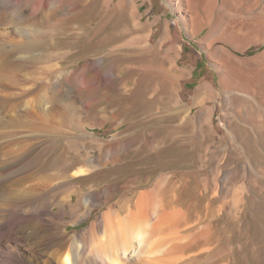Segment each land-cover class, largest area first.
<instances>
[{"label": "rangeland", "instance_id": "1", "mask_svg": "<svg viewBox=\"0 0 264 264\" xmlns=\"http://www.w3.org/2000/svg\"><path fill=\"white\" fill-rule=\"evenodd\" d=\"M13 1L18 4L21 14L27 16L35 0ZM135 1L137 11L128 10L124 21L108 32L111 47H119L116 53L107 57L93 53L87 58L71 51L63 64V72L47 68L48 65L46 70L45 63L35 58L36 54L26 56L22 53L17 62L20 70L18 86H10V74L1 76L4 78L0 81L1 173L6 176L8 169V173L13 170L14 160L5 154L10 142L22 145L27 137H32L36 143L32 147L36 152L47 143L54 165H72L69 173L80 166L94 167L96 171L90 176L66 182L69 190L82 191L81 199L73 196L72 205H66L64 219L70 235L84 233L110 204L134 191L130 187L136 185L133 184L135 181L155 183L163 176L182 173L197 187L194 197L199 200L202 193H208L206 200L201 202L202 211L208 200H212L214 213L223 203L225 210L223 216L214 221L215 249L194 264H264V107L248 98H245L248 103L241 105L245 100L241 95L225 103L218 76L205 52L184 33L177 43L178 65L188 76L177 85L175 97L167 95L155 79L161 71L149 69L148 57L139 50L141 44L133 43L135 34H129L126 29L132 27L135 15L142 16L144 27L141 31L146 35L152 33L150 43L156 46L165 21L168 20L172 33L176 32L175 16L164 0ZM155 18L158 22L150 28V20ZM23 21L26 26L27 19ZM86 25L83 22L79 26L81 31ZM5 26L0 27V32L11 33L12 29ZM67 27L69 29L70 25ZM67 32H71L72 38L74 31ZM206 32L207 29L202 31L197 39ZM8 37L4 40L8 41ZM22 40V43L26 42V39ZM263 52L264 45H257L239 56L253 58ZM31 57L37 60L33 59V62ZM22 68H26L25 71ZM260 73L259 79L264 83V70ZM204 82L220 94L204 106H195L191 97ZM45 90L47 94L41 92ZM45 94L47 106L29 108L44 101ZM17 103L21 111L13 115L11 106H18ZM203 107L210 108L212 115L204 114ZM171 112L180 113V119L170 123L166 116ZM8 134L14 137L10 138ZM172 142H175L172 152L178 157L174 162L156 167L154 160H144ZM88 155L93 162H89ZM170 159L172 157L165 160ZM29 174L23 172L12 180L25 179ZM90 185H93L91 191ZM105 186L110 187L109 201L100 195V189ZM88 194L92 198L85 206L82 199ZM235 198L239 202L236 207L233 206ZM77 205L80 210L72 215L70 209Z\"/></svg>", "mask_w": 264, "mask_h": 264}, {"label": "bare ground", "instance_id": "2", "mask_svg": "<svg viewBox=\"0 0 264 264\" xmlns=\"http://www.w3.org/2000/svg\"><path fill=\"white\" fill-rule=\"evenodd\" d=\"M164 1L175 16V33H172L168 20L165 21L162 36L154 46L150 43L152 33L146 35L141 31L144 22L140 15H135L136 20L126 32L135 34L132 42L141 44L139 50L148 57L149 69L161 71H157L155 79L166 94L175 97L177 85L188 76L187 71L178 65L177 43L184 33L205 52L218 76L225 103L241 95L264 107V83L259 79L260 71L264 70V52L253 58L239 56L253 46L264 45V0ZM16 5L13 0H0V27L6 25L12 29L11 33L0 32V81L4 79L1 76L10 74L12 88L18 86V60L22 53L26 56L36 54L35 58L45 63L46 70L53 68L62 72L71 51L87 58L93 53L106 57L116 53L119 47H111L108 32L124 21L128 10L135 13L138 7L135 0H35L29 15L24 16ZM36 14L38 17L35 18ZM24 19H27L26 26ZM83 22L87 25L81 31L79 26ZM150 22L151 28L158 19ZM70 29L74 31L71 35L73 42H70L71 32H67ZM205 29V35L197 39ZM5 37L9 40L5 41ZM22 38L26 39L25 43ZM35 58L32 61L37 60ZM50 72L52 74L53 70ZM41 92L47 94L46 90ZM46 94L42 98L44 101L29 108L47 106ZM218 94L220 92L211 84L204 82L195 89L191 100L195 106H204L216 100ZM15 98L19 102L18 97ZM244 103L248 101L245 99L240 104ZM11 110L13 115H18L21 108L19 104L12 105ZM202 112L212 115L210 108L203 107ZM166 119L173 123L180 119V113L171 112ZM174 143L144 160H154L156 167L174 162L178 158L172 152ZM20 144L10 142L5 152L14 160L13 170L8 173V169L6 176L0 170V264H194L215 249L213 226L214 221L223 216L224 203L214 213L212 200H208L203 205L202 214L201 202L206 200L208 193H202L199 200L194 197L197 187L182 173L163 176L155 183L135 181L133 184L136 185L130 187L134 191L110 204L84 233L70 235L64 219L66 205H72L73 196L81 199L82 191L69 190L66 182L81 180L96 170L86 165L69 173L72 165H54L47 143L38 152L32 148L36 145L32 137ZM87 157L93 162L89 155ZM169 157L172 159L165 160ZM23 172L30 174L25 179L12 180ZM175 179L178 181L174 182ZM88 189L91 191L93 185ZM109 192V186L100 189V195L107 197L104 198L106 201L110 199ZM91 198L90 194L83 197V204L88 205ZM234 200L233 206L236 207L239 202L236 198ZM79 210L77 205L71 207L70 213L76 215Z\"/></svg>", "mask_w": 264, "mask_h": 264}, {"label": "crops", "instance_id": "3", "mask_svg": "<svg viewBox=\"0 0 264 264\" xmlns=\"http://www.w3.org/2000/svg\"><path fill=\"white\" fill-rule=\"evenodd\" d=\"M72 42V41H71ZM74 53H75V51H74Z\"/></svg>", "mask_w": 264, "mask_h": 264}]
</instances>
